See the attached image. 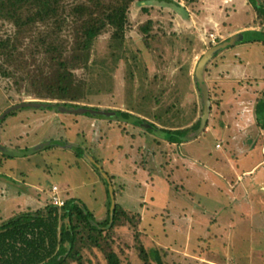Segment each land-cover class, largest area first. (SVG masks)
I'll use <instances>...</instances> for the list:
<instances>
[{"label":"rangeland","instance_id":"374dc122","mask_svg":"<svg viewBox=\"0 0 264 264\" xmlns=\"http://www.w3.org/2000/svg\"><path fill=\"white\" fill-rule=\"evenodd\" d=\"M179 1L187 8V17L160 5L146 14L145 6L135 5L132 31L117 59L112 57L109 36L96 44L93 57L99 84L90 101L80 105L126 111L133 115L129 122L118 114L100 113L98 118L52 108H20L2 121L0 225L14 214L46 207L54 186L64 201L81 200L103 221L112 185L119 192V204L142 213L143 242L172 251L170 264H264V255H238L242 234L239 225L231 229L227 212L231 199L222 182L203 170V164L221 172L228 169L230 145L248 140L249 132L254 137L246 126L254 109L250 105L264 96V43L230 42L214 53L204 75L212 97L209 127L193 142L171 146L151 125L172 130L195 126L207 108L195 79L203 57L242 32L264 27L257 24L249 0H200L190 5ZM150 20L159 39L148 48L140 27ZM3 85L0 119L22 103H58L20 96ZM253 117L257 121L254 111ZM59 142L76 148L67 149ZM218 144L224 148L219 150ZM9 152L22 155L8 157ZM94 158L99 167L90 161ZM100 166L113 176L111 184ZM212 219L217 223L211 224ZM197 231L219 235L208 244L212 250L197 243ZM116 241L131 263L140 264L138 251L130 248L136 244L131 229H118Z\"/></svg>","mask_w":264,"mask_h":264},{"label":"trees","instance_id":"16d2710c","mask_svg":"<svg viewBox=\"0 0 264 264\" xmlns=\"http://www.w3.org/2000/svg\"><path fill=\"white\" fill-rule=\"evenodd\" d=\"M186 1L190 5L200 0ZM249 2L257 13V24L264 27V1ZM137 4L145 6L146 14L152 11L153 5H160L181 13V16H188L187 8L182 7L179 0H0V83L9 92H17L20 96L58 101L42 103L48 107L41 108L56 111L62 107L86 109L87 115L98 118L102 117L100 113L118 114L129 122L133 115L126 111L80 104L90 101L99 84L93 57L97 42L103 36H109L112 57L117 59L118 51L123 50L129 40L133 27L131 13ZM154 25L155 22L150 20L140 27L148 48L152 41L159 39V35L154 34ZM230 42L264 43V31L242 32L220 45L218 51L224 50ZM213 55L207 66L213 62ZM207 66L204 75L208 71ZM195 79L205 102L197 72ZM211 99L209 95L210 102ZM253 103L250 106L254 108L256 122L264 131V96ZM204 106H207L206 102ZM14 113L15 110L2 117L0 124ZM203 118L195 126L183 130L151 125L171 146H182L195 140L209 127L208 120L202 127ZM113 119L110 117L108 120ZM140 122L150 124L141 118ZM191 133L196 135L192 137ZM156 143L161 144V141ZM59 145L67 149L76 148L66 143L59 142ZM90 161L99 167V160L94 158ZM99 170L111 184L113 176L103 167ZM117 193L111 185L107 217L103 221L98 220L95 213L77 198L67 199L60 207L50 196V204L46 207L14 214L0 225V264H133L126 249L116 241L117 231L121 228H129L135 233L136 244L130 248L138 251L140 264H170L168 260L173 255L172 251L157 243L148 245L143 242L140 229L144 220L142 213L119 204ZM202 242L208 247L206 238ZM195 253L200 255L197 250Z\"/></svg>","mask_w":264,"mask_h":264},{"label":"crops","instance_id":"0c3cea01","mask_svg":"<svg viewBox=\"0 0 264 264\" xmlns=\"http://www.w3.org/2000/svg\"><path fill=\"white\" fill-rule=\"evenodd\" d=\"M253 111L254 109H252L246 129L248 131L251 128L255 133L254 137L249 132L248 140L234 142L233 146L230 145L232 151L228 156L229 168H223L221 172L215 167L203 164L204 172L212 180L222 182V186L231 199L230 208L227 210L229 219H232L231 229H237L236 227L239 225L242 234L238 255H264V131L255 121ZM255 137L256 139H253ZM259 137H262V140H257ZM185 145L187 144L181 147ZM217 148L220 150L224 147L218 144ZM237 148L240 149V152ZM197 162L196 165L199 164V161ZM201 164L202 162H200ZM214 223H217V219H212L211 224ZM194 227L196 226L194 225ZM194 227L192 229H195ZM207 230L211 232V228ZM195 235L197 243L201 244L204 243L202 240L208 236L204 231H197ZM218 237L217 234L208 236L206 238L208 244ZM209 250H212V246H209Z\"/></svg>","mask_w":264,"mask_h":264},{"label":"water","instance_id":"95a60500","mask_svg":"<svg viewBox=\"0 0 264 264\" xmlns=\"http://www.w3.org/2000/svg\"><path fill=\"white\" fill-rule=\"evenodd\" d=\"M221 47H218L216 49H213L211 50L207 55H205L203 57V59L201 60L199 66H198V69H197V76H198V79L202 85V88L204 90V93H205V99H206V103H207V108H206V112H205V117L203 118V123H202V127H204L206 125V122L210 116V100H209V93H208V89H207V86L205 84V79H204V71H205V67L207 66L209 60L211 59L212 55L217 52ZM41 107H48L47 104H42L40 102H28V103H24V104H21V105H18V106H15L13 108H11L4 116L3 118L11 113L13 110H16V109H20V108H41ZM61 110H66V111H69L68 109L62 107ZM76 111L77 113L79 114H86L88 112V110L86 109H78V110H74ZM8 154H12V155H22V154H19V153H12V152H9Z\"/></svg>","mask_w":264,"mask_h":264},{"label":"built area","instance_id":"2783aa9c","mask_svg":"<svg viewBox=\"0 0 264 264\" xmlns=\"http://www.w3.org/2000/svg\"><path fill=\"white\" fill-rule=\"evenodd\" d=\"M52 201L55 205L57 206H64L65 204V201L60 197V194H59V188L57 186H54L53 187V192H52Z\"/></svg>","mask_w":264,"mask_h":264}]
</instances>
